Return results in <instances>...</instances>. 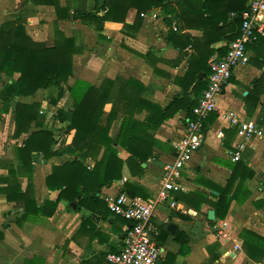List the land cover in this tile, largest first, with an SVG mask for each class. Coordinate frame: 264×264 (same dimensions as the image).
Listing matches in <instances>:
<instances>
[{
    "label": "crops",
    "instance_id": "1",
    "mask_svg": "<svg viewBox=\"0 0 264 264\" xmlns=\"http://www.w3.org/2000/svg\"><path fill=\"white\" fill-rule=\"evenodd\" d=\"M224 1L216 0L206 5L207 0H192L188 9L191 13L188 15V27L175 15L164 13L163 7H156L142 15L137 29L129 27L135 23L137 12L135 8H130L124 22H101L96 30L76 17L78 9L84 12L93 10L95 0H0V28L7 20L15 21L30 39L47 46L54 45L55 28H58L65 37H75L86 48L82 54L73 57L76 63L87 60V65L84 62L80 66L82 70L78 79L95 87H100L107 79H133L146 88L143 97L165 108L175 96H182L183 90L174 80L184 76L193 55L198 51L205 55L212 51L209 62L221 56L219 50L228 46L229 42L219 39L221 34L208 31L205 24L212 9L222 13L226 4ZM64 9L68 10V18H62L66 14ZM262 20L264 24V17ZM174 32L188 36L187 47L177 44L183 43L180 39L175 43L169 41ZM261 37L264 35H256L252 42L255 44L249 47L247 63L235 69L230 83L216 99L220 115L214 114L215 118L209 121L202 147L192 155L182 173V189L173 193V196L179 193L184 200L174 197V206L166 202L155 209L151 222L159 238L161 264H264V256L261 262H254L245 255L240 238L243 230L264 238V139H251L241 152L240 161H232L231 155L240 139L225 117L228 112H233L242 120L258 124L264 94L259 96L257 105L254 101L246 102L244 97L253 82L264 73V64H260L264 58V47L256 43ZM258 51L263 55L258 56ZM73 67L77 68L74 62ZM19 76L18 72L12 78L0 75V91L3 85L16 81ZM203 77L202 71L196 74L187 92L190 101L198 98L199 94L193 87ZM46 93L47 90L40 89L32 96L14 97L13 103H39L42 111L45 109ZM2 108L0 100V137L5 141L10 135L12 146L0 149V264H110L107 255L120 250L127 223L108 209L107 195L115 194L119 189L126 190L125 183H132L143 200H152L157 196L162 185V169L173 160L174 145L185 134L188 113L179 109L157 130L149 131L157 141L153 148L154 157L141 164L144 171L139 176H132L124 165L122 177L96 193L102 204L92 200L76 203L63 198L57 203L52 216L40 214L37 220L34 208L56 201L60 193V190H49L46 186V177L51 173L52 166L63 165L76 158L81 161L79 152L66 153L62 150L63 146L71 144L75 132L72 130L64 135L62 143L58 136L54 137L52 150L59 151V155L46 160L32 151L31 157L28 154L23 156L19 152L23 141L31 132L46 127L37 128L33 124L28 133L15 138L14 104L7 112ZM110 108L111 104L105 105L106 111ZM146 114L145 110L140 111L135 118L143 121ZM46 118L44 124L48 121ZM120 120L121 115L118 123ZM59 123L62 128L67 127L66 123ZM117 149L121 159L129 156L123 148ZM21 156L31 165L30 170L23 169L24 158ZM82 162L87 167L94 165L90 157ZM11 170L16 173L14 177L9 174ZM233 173L235 182L228 197L236 189L242 193L239 199L230 202L224 218H217L214 207L208 202L199 205V210L188 204L187 195L191 192L202 193L208 201L215 203L221 194L212 186L225 188ZM124 177L127 181L122 185L120 182ZM10 181L11 185L7 187ZM19 190L23 197L10 199ZM247 193L249 198L243 200ZM210 210L215 213L214 221L208 220ZM221 223H225L227 228L218 230ZM169 225L174 226L173 231L168 229ZM177 230L187 236L183 247L173 240Z\"/></svg>",
    "mask_w": 264,
    "mask_h": 264
},
{
    "label": "trees",
    "instance_id": "2",
    "mask_svg": "<svg viewBox=\"0 0 264 264\" xmlns=\"http://www.w3.org/2000/svg\"><path fill=\"white\" fill-rule=\"evenodd\" d=\"M191 2L192 0H95L93 10L84 12L78 9L76 17L98 30L101 22H124L128 10L135 8L137 11L135 23L129 27L137 29L141 24L143 14L152 8L163 7L164 13L175 15L184 26L188 27V15H191L188 9ZM215 2L216 0H207L204 4L209 5ZM224 2L226 4L222 13H216L212 9L205 24L208 31L222 35V37L219 36V39L223 38L230 42L239 34L241 15L246 8V0H226ZM64 10L66 14L62 15V18H68V10ZM220 24L222 26H219ZM179 39L183 43L178 42V45L182 48L188 46V36L176 32L170 36L169 41L175 43ZM256 43L264 47V37L258 38ZM253 44L255 43L249 44L248 48ZM83 49L84 45L79 43L75 37H65L58 28H55L53 46L33 41L26 35L24 28L15 21L7 20L0 28V75L12 78L16 72L20 74L16 81L12 80L11 83L3 85L0 91V100L3 103L2 111L7 112L14 104L15 128L13 136L15 138L28 133L33 124L37 128L44 127V122L43 117L39 115V103H13L14 97L32 96L38 90L50 87L58 88L57 97L51 99L53 104H57V99L62 96L65 90L71 97L69 108L66 110L58 109L56 116H58L59 121L67 124V130H74L73 140L67 148L72 153L79 152L81 161L76 158L63 165L52 166L51 173L46 177V186L49 190H60V193L56 201H49L43 207L34 208L37 220H39L40 214L52 216L57 203L63 198L76 203L92 200L102 204L96 193L102 187L110 186L115 180L120 179L124 165L127 166L132 176L142 174L144 169L141 164L147 163L149 159L154 157L153 148L157 144L149 131L157 130L166 120L172 118L179 109L185 110L190 117L192 107L196 105L202 91L206 88V79L209 75L207 62L213 53L210 51L205 55L198 51L196 55H193L184 76L176 77L174 80L182 88V96H175L171 103L163 108L143 97L146 88L142 83L133 79H107L102 82L100 87L77 79L73 84H67L65 88L62 87L73 75L74 55L80 54ZM226 51L227 45L222 47L219 53L222 56ZM259 55L263 54L258 51ZM260 64H264V58ZM201 71L204 72L205 77L200 78L197 85L193 87L199 96L190 101L187 96L188 89L192 86L196 74ZM261 94H264V73L253 82L252 88L248 89V94L244 98L246 102L254 101L257 105ZM106 104H111L108 112L104 110ZM143 110L147 114L143 121H139L135 118V114ZM120 115L119 129L112 136L110 129ZM213 118L215 115L211 114L205 120L204 132L209 121L211 122ZM257 122L264 127V103ZM54 143L55 138L50 130L33 131L23 141V146L19 148V152L20 155L28 154L31 157V152L34 151L47 160L60 154L59 151L52 150ZM117 147L128 152L129 156L125 160L119 157ZM84 151L87 156L83 154ZM87 157L94 161L92 167L83 164L82 160H86ZM22 158H24L23 169L29 168L30 170L31 165H28L25 157ZM239 161L240 159L236 162ZM9 174L14 177L16 173L11 170ZM242 179L243 177H241ZM11 182L7 187L11 185ZM234 182L235 175L233 173L225 188L212 186L213 190L221 194L215 203L208 201L202 193L191 192L187 195L188 204L199 210V205L208 202L214 207L217 218L222 219L228 211L230 202L233 199H239V195L242 193L236 189L232 196L228 197ZM125 188L126 190H124L129 196H142L132 183H125ZM174 195L177 200H184L179 193ZM249 196V193L245 194L243 200H247ZM22 197L23 194L19 190L10 199L19 200ZM7 198L9 200V196ZM165 235L167 236V231H165ZM1 238L2 234L0 233ZM240 238L243 241L242 247L245 255L254 262H261L264 256V238L248 230H243L240 233ZM156 239L159 240V238ZM173 240L183 247L184 243L187 242V236L182 231L177 230L173 235Z\"/></svg>",
    "mask_w": 264,
    "mask_h": 264
},
{
    "label": "built area",
    "instance_id": "3",
    "mask_svg": "<svg viewBox=\"0 0 264 264\" xmlns=\"http://www.w3.org/2000/svg\"><path fill=\"white\" fill-rule=\"evenodd\" d=\"M263 17L264 0H247L238 36L229 42L224 55L216 56L208 62L206 88L192 107L190 117H186L185 134L174 145L173 160L162 169V185L157 196L152 200H143L139 196H129L123 189L107 195L105 200L108 209L127 223L120 250L107 255L110 264H156L159 260L162 251L156 239L157 231L152 226V216L162 203L175 205L173 193L182 189V173L192 155L203 145L204 122L211 114L220 115L216 99L230 83L235 69L247 63L249 44L257 34L264 35ZM225 117L236 129L240 139L231 155V160L237 161L251 139H264V127L255 121L242 120L233 112H228ZM126 181L124 177L120 183L123 185ZM226 228L227 225L221 223L218 230Z\"/></svg>",
    "mask_w": 264,
    "mask_h": 264
},
{
    "label": "rangeland",
    "instance_id": "4",
    "mask_svg": "<svg viewBox=\"0 0 264 264\" xmlns=\"http://www.w3.org/2000/svg\"><path fill=\"white\" fill-rule=\"evenodd\" d=\"M85 49H83V52ZM87 52H88V49H87ZM80 54H82V53H80ZM73 62L75 63L77 68L73 67V70H74L73 75L68 79L67 83L62 85V87H64V88H65V85L73 84V82L80 77V75H81L80 71L82 70L80 68V66L84 62H86V65H87V60L84 62L80 60L78 63H76L73 59ZM45 90H47V93L45 94V98H44L46 100L44 103L45 109H43L42 111H40V109H39V115H41L43 117V121L45 120L44 119L45 116L48 117V119L46 118L48 120L47 123L44 124V126L46 127L45 129L50 130L53 133L54 137L58 136L59 137L58 140H60V143H62L61 138H63L64 135H67L72 130H67V127L62 128V125L59 123L58 116H56V115H57L58 109L66 110L67 108H69L68 106L71 105V97L69 96L68 92L65 90L64 93L62 94V96L59 99H57V104H53L51 99H54L57 97L58 88L57 87H50V88L45 89ZM104 110H105V107H104ZM106 112H108V111H106ZM118 122H119V118H118V120H116L114 122L113 126L111 127L110 135L113 136L117 133V131L119 129V125H120V123H118ZM64 131H66V134ZM9 137H11V136L9 135ZM9 137L5 141L0 137V149L3 150V149H5V147H11L12 146V140ZM62 150H64V152L67 153L68 152L67 146H63ZM66 209H67V207H66Z\"/></svg>",
    "mask_w": 264,
    "mask_h": 264
},
{
    "label": "water",
    "instance_id": "5",
    "mask_svg": "<svg viewBox=\"0 0 264 264\" xmlns=\"http://www.w3.org/2000/svg\"><path fill=\"white\" fill-rule=\"evenodd\" d=\"M83 154H84L85 156H87V153H86L85 151L83 152ZM208 220H210V221H214V220H215V213H214L213 210H210V211L208 212ZM168 229H169L170 231H173V230H174V226H173V225H169V226H168ZM156 264H161V260H158V261L156 262Z\"/></svg>",
    "mask_w": 264,
    "mask_h": 264
}]
</instances>
